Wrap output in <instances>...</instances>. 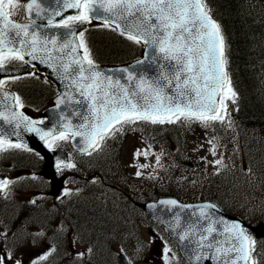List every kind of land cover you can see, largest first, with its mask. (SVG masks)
<instances>
[{
	"label": "snow or ice",
	"instance_id": "6c2138e0",
	"mask_svg": "<svg viewBox=\"0 0 264 264\" xmlns=\"http://www.w3.org/2000/svg\"><path fill=\"white\" fill-rule=\"evenodd\" d=\"M63 9H77L78 14L64 17L61 11H56L54 16L61 19L54 21L50 17L44 27L65 29L66 35L61 37L54 33L49 36L40 32V25L36 24L35 19L21 24L11 18L22 11L28 16L33 13L40 16L46 11L42 0H25L24 3H20V0H0V71L5 70L7 62L29 63L24 59L25 56L39 60L57 71L62 79H71L70 86L88 101L89 116L84 117L85 124L75 129L65 125L67 131H44L36 127L37 123L43 121L30 120L23 112L15 110L24 107L22 99L15 93L4 91L6 82L0 79V120L13 124L15 129L23 127L26 131L36 132L46 144L48 137L55 142L67 140L70 136H81L85 148L80 150L87 152L89 148L100 149L102 142L125 131V125L137 121L152 125L173 124L179 120L199 121L204 127H208L210 121L223 122L228 114L225 101L236 102L237 93L232 88L227 71L225 37L221 25L211 15L206 0H63ZM98 13L106 15L100 16ZM92 19H103L105 27L115 24L113 30L119 29L120 35L135 44L151 48L152 64H157L158 59L168 63H159L160 72L155 78H149L143 72L137 75L129 68L119 69V72L127 75L116 78L97 71L84 41L87 29L78 33V45L67 39L68 36H77L73 25ZM78 48L83 49L82 57L73 55ZM145 59H149L147 51ZM142 64L144 61H137V65ZM166 68L171 70L166 71ZM11 79L15 81L21 77ZM122 80L127 83H122ZM60 103L62 101L58 100L57 105ZM222 109L225 115L220 114ZM14 134L18 136L19 132ZM11 149L29 151L26 145L12 143L5 138V134L0 133V155ZM210 151L216 155L214 145ZM88 154L91 155L90 152ZM141 154L148 155L139 149L134 155ZM156 160L159 163V157ZM214 163L221 165L222 160L217 159ZM63 166L75 167L71 163ZM141 167L146 168L148 165ZM137 175H140L139 171ZM15 183L17 180L0 179V192L7 196L10 185ZM63 195H70V191L65 190ZM40 198L34 197L29 203L36 204ZM160 203L175 206L177 202L164 200ZM206 208H215V205H205L200 209V217L209 221L206 225L200 229H196L195 224L185 225L178 233L181 241L192 243L196 232H199L198 239L194 241L196 260L207 259L213 264H262L264 253L258 251L256 239L248 234L242 223L229 222L223 218L213 219L205 211ZM176 228H181L179 221ZM60 231L66 229L61 227ZM5 235L0 232V238ZM44 236L41 231L33 239ZM71 244H75V240ZM93 251L92 247L86 250L87 254ZM142 251L143 245H139L137 254H142ZM169 251L165 247L164 264H169ZM55 252L57 248L51 246L37 259H33L31 264L47 262ZM85 255V252L76 253L78 259ZM0 264L23 262L16 259L11 250H7L0 251ZM129 264L132 262L129 261Z\"/></svg>",
	"mask_w": 264,
	"mask_h": 264
},
{
	"label": "trees",
	"instance_id": "16d2710c",
	"mask_svg": "<svg viewBox=\"0 0 264 264\" xmlns=\"http://www.w3.org/2000/svg\"><path fill=\"white\" fill-rule=\"evenodd\" d=\"M206 3L211 9V15L221 25L226 42L227 71L232 88L237 93L235 103L231 100L225 101L228 105V114H222L225 115L223 122L210 121L209 126L204 127L199 121L179 120L173 124L156 125L137 121L135 124L125 125L126 130L119 134H132L138 140L146 139L157 147L160 145L168 148L162 158L159 156V163L165 166L170 178L173 177L175 180L178 178L177 181L180 183L178 189L186 186L187 195L174 193L180 200L196 201L203 197L220 205L243 202L247 209L257 210L261 207L256 204L255 199L262 200L264 206V0H206ZM85 42L92 59L102 65L121 64L129 59H135L139 53L138 44L110 27L89 28L85 33ZM122 48L129 51L128 57L120 53ZM187 135L191 140L200 143L196 146L192 143L188 145ZM110 139L112 146V142L115 141ZM213 145L216 155L219 154V159L225 163L224 167L228 163L225 161H232L235 170V173L227 174L231 171L230 165L223 168L222 173L220 169L216 170L223 181L226 180V176L230 178L222 184H218L216 180L218 178L215 179L207 166H201L196 161L200 149L212 155L210 149ZM105 146V143L101 144V148ZM111 146L110 150L117 151L116 144ZM185 160L192 162L194 167H188L184 163ZM245 163L250 165L251 173H240L241 166ZM108 164L104 162L103 166L107 169ZM180 165L181 168L184 167L182 171L178 170L181 169ZM208 173V180L214 182L213 186L202 187L203 178H206ZM114 181L116 182V179ZM128 188L129 186H126L124 191ZM218 188L223 189V194ZM158 193L157 191L154 196L150 193L146 196L148 199L152 196L155 198ZM98 201L97 198L93 199L94 207L101 205ZM21 206L25 210L26 219L23 224L27 228L33 225L36 228L41 227L44 234L50 233L52 218L50 211L44 212L26 204ZM226 209L237 212L232 206ZM84 211L78 208L70 214L75 221H69V224L73 226V223H76L78 228L83 230L86 228L85 219H89L92 230L99 228L101 231L102 227L96 217L100 212L96 214L93 208H90V217H87L84 216ZM85 212L87 215V211ZM239 214L247 217L246 214ZM263 218L264 216L261 219ZM90 236L96 234L92 233Z\"/></svg>",
	"mask_w": 264,
	"mask_h": 264
},
{
	"label": "water",
	"instance_id": "95a60500",
	"mask_svg": "<svg viewBox=\"0 0 264 264\" xmlns=\"http://www.w3.org/2000/svg\"><path fill=\"white\" fill-rule=\"evenodd\" d=\"M42 4L46 11L42 12L40 16H35L34 13L32 16H28L25 12L26 19H35L36 24L40 25V32L45 35L51 36L52 34H58L63 37L66 35L65 29H57V28H47L44 25L47 24V20L51 17L54 21H59L61 17L54 16L56 11H61L63 16L72 15L75 16L78 13L77 9H63V0H42ZM98 15L103 16L105 13H98ZM42 17V18H41ZM99 21H104L103 19H97ZM105 22V21H104ZM21 23V22H19ZM27 24V23H21ZM115 26V24H113ZM76 32H78L81 28L74 27ZM119 30V29H118ZM120 31V30H119ZM67 39L73 40L77 45L76 36H68ZM19 46V45H17ZM49 48L52 46L49 44ZM144 46V45H143ZM146 51L149 53V59H145ZM153 50L151 48H146L144 46L142 58L137 61H144V64L137 65V61L123 66V67H114V68H106V67H98L96 66V70L102 72L105 75H111L114 78L119 76H126L127 73H121L118 70L123 68H129L133 73L139 75L140 72H143L149 78H155L158 76L160 72L159 63H165L159 61L157 64H152L150 62V55ZM73 55H80L79 48L77 53ZM81 56V55H80ZM25 60L29 61L30 64L34 65L36 70L42 71L46 77L51 79L53 82L57 84V88L59 89L61 95L55 100L56 105L49 110L44 111V119L43 123H37L36 127L43 129L44 131H50L52 129H56L59 131H67L64 127L65 125H69V127L75 129L78 125L85 124L84 120L85 116H89L88 111V101L84 99L83 96L80 95L79 92L75 90L74 87H71V79H62L61 75L58 74L57 71H54L52 68L48 67L44 63H40L39 60H32L30 56H25ZM135 67H132L134 66ZM166 71H170V68H166ZM25 69H14L5 67L4 71H0V77L6 76H15L24 73ZM122 83H127L125 80L121 81ZM175 83V82H173ZM170 91V90H169ZM2 99V98H0ZM219 99V97H217ZM60 100L62 103L57 105V101ZM2 110V109H0ZM15 132H19V135H15ZM0 133L5 134L6 139L15 140L22 145H26L28 148L32 149L36 154L42 155L45 159V165L43 169V174L46 177L53 178L52 169L59 164L65 162V158L63 156L62 151H48L43 145L40 137L36 132L26 131L23 127L19 129H15L13 124H9L5 121L0 120ZM71 142L76 151L83 153L85 151H81L80 149L85 148V144L83 142V138L81 136H76L71 138ZM89 148L88 150H90ZM87 150V151H88ZM0 179L2 177L0 176ZM164 200H175L177 203L175 206L169 204H161L160 201ZM189 205L191 207L184 208L182 206ZM205 205H214L210 202L203 203H195V204H181L176 199L173 198H163L157 201L148 202L143 204L141 207L145 211V213L155 222L159 223L163 226L164 231L171 237L176 243L178 249L180 250L181 255L187 260L188 264H213L211 260L202 259L201 261L196 260L195 249L196 244L195 240L199 237V232H196V235L193 237V242L189 243L188 241H181L179 239L178 233L182 231L185 225L195 224L196 229H200L202 226L206 225L209 221L200 217V209ZM152 206V207H150ZM205 211L212 216L213 219L223 218L226 221H240L243 226L245 224L226 213L220 210L216 205L215 208H206ZM179 221L181 228H176V223ZM219 227V226H217ZM175 229V231H173ZM252 232L257 236H264L263 227H249ZM203 251H207L204 249ZM118 264H127L123 259L120 258Z\"/></svg>",
	"mask_w": 264,
	"mask_h": 264
},
{
	"label": "rangeland",
	"instance_id": "374dc122",
	"mask_svg": "<svg viewBox=\"0 0 264 264\" xmlns=\"http://www.w3.org/2000/svg\"><path fill=\"white\" fill-rule=\"evenodd\" d=\"M120 53L126 57L129 56V51L125 48H122ZM57 141L59 144H62L63 140H57ZM136 141H138V139L128 137L127 140L122 143V147H121L123 159L128 166L132 167L131 172L133 175L134 173H136L137 170L140 169L145 159V156L143 154L138 155V156L134 155L138 149L141 150V148H139L134 143ZM196 142L199 143L197 140ZM194 145H196V143ZM141 153H143L142 150H141ZM197 159H202V162L205 164V166L208 167L209 172H211V174L215 177V179L218 178L216 179L218 184H222L221 182H224L221 179L222 176L218 175L216 172V170L220 169L219 171L222 173L221 166L224 164L222 163L221 165H216L214 163L215 160L219 159V154L212 156L211 153L206 152V150L202 151V149H200ZM86 164L89 165L90 169H93V165H91L90 159L86 160ZM232 164L233 163H230V165ZM101 167H102V163L100 162V168ZM249 168H251L250 165L246 163L243 164L241 166L240 173H251L252 171H250ZM162 171L163 169L160 166H158L155 169L156 173H161ZM95 173H96L95 181L91 179V177L90 179L85 180V182L87 183L85 186V189H84L82 182L80 183L79 188L77 189L75 195L73 196L74 200L70 201V204H75L74 201L80 200L82 204H84L85 202L87 203L86 205L84 204V207L86 209H90L91 207L88 201L92 200L91 199L92 197L94 198V196L99 195L97 197V199L99 200V198L103 197L104 195H108V193L105 192L104 187L98 185L99 183L103 184V182L100 181L99 176L97 175L99 171H95ZM230 173H235L234 167L231 168V171L228 174ZM208 178H209V173L206 175V178H203L205 183L208 181ZM105 182L106 183L108 182L107 176L105 177ZM237 185H240V184H237ZM218 190L220 191V193L223 194L222 188H218ZM39 191L40 189L38 188V189H34L28 192H30L31 197H32V195H37ZM117 191L118 190L116 189H114V191H111L112 200L118 199V200H121L123 204L127 203L130 206H131V203L134 202L133 203L134 207H136L135 203L141 202L139 201L141 199L139 200L134 199L135 197H131L130 199L122 198L121 194L118 195L116 193ZM201 191H198V192H201ZM161 192H168L171 194L172 193L174 194L175 192H178L179 194H182V193L186 195L188 194L186 186L182 187V189H176V186H173L171 184L166 185L164 189L161 190ZM27 197H29V195ZM103 198H104V202L106 203L107 199L105 197ZM136 198H141V197L137 196ZM192 201H195V200H192ZM255 201H256V204L260 206L261 208L257 210H249L244 205H242L240 202H236L235 204H236L237 212H232V213L234 215H237L238 213L247 214L252 219L251 221H254L255 219H257L259 222H264V220L257 218V217H261L263 214V210H264L263 202L260 199H255ZM130 206L126 208L130 212L123 213L122 217L119 214L118 216L115 215L113 211L111 212L110 210L111 208L106 207L104 203H102L101 205H99V207H97L98 211L95 208L97 212L103 209L102 213L104 214V216H103V219L102 218L100 219L101 223L106 224V227L109 226L110 228L108 231H105V232L101 231V234L97 238L96 242H95V238L91 236L88 237V240L90 239L93 242L94 246L97 244L99 249L96 252L93 251L91 254H87L86 252L87 248L88 247L93 248L89 240L88 244L82 243L83 245H79L78 248H76L74 252L75 254H73L69 252L67 248V241L65 240V242L63 243V251L67 253L69 252V254L65 253L63 255L64 258H67L65 259L66 261H63V262L66 264H111V262L114 263L115 259L116 260L118 259V254H120L119 252H122L124 253V255L128 257V259L131 262H134V264H145V261H147V264H164V259H163L165 255L164 249L165 247L170 249V247H168L166 244H161L160 248L158 247V251L159 253L161 252L162 255L155 256L154 254L151 253V250L154 249L153 247V245L155 244L154 240L156 239V237H154V231H153L154 227H152L151 224L146 222L140 210L134 209V213H132L131 208L133 207H130ZM9 213L11 216L14 215L12 212H9ZM52 214L55 219V213L52 212ZM126 214L130 216V219L126 220ZM84 216L90 217V214L87 213L86 215V212L84 211ZM89 223H90L89 219L88 220L85 219V225ZM14 227L17 228L15 224H14ZM86 231L88 233L87 229L84 230V232ZM63 235L64 237H66L67 233L65 232ZM77 239L73 238V240H75L76 242H80L79 238ZM55 244L58 245L59 242L58 241L55 242V239L48 240V238L45 236L44 238L36 237L35 240L32 239L31 244L29 242L26 243V245L31 248V249H28V250H31V256H37V254L41 255L43 252L47 251L49 247L54 246ZM139 245H143V251H142V254L138 255L136 252V248ZM24 250L25 249H21L19 253L21 254ZM0 251L6 252L5 246L3 242H1V240H0ZM79 252H85L86 253L85 257L82 259H78L76 256V253H79ZM168 256H169V264H172V260H173V263H175V256H174L173 249L172 250L170 249ZM15 258L18 260H21L23 264H31L30 257H28V254H23L20 257V259L18 258V255H15ZM49 260H53V261L55 260L54 262H56V264L62 262V259L57 254H54V253L49 258Z\"/></svg>",
	"mask_w": 264,
	"mask_h": 264
},
{
	"label": "flooded vegetation",
	"instance_id": "af4514ba",
	"mask_svg": "<svg viewBox=\"0 0 264 264\" xmlns=\"http://www.w3.org/2000/svg\"><path fill=\"white\" fill-rule=\"evenodd\" d=\"M6 65L19 67L26 66L24 61H11ZM19 80L2 79L5 83V90L20 96L24 107L21 108L31 119L40 118V108L43 106H51L52 100L57 95V91L53 84L44 79L43 76L36 71L20 76Z\"/></svg>",
	"mask_w": 264,
	"mask_h": 264
},
{
	"label": "bare ground",
	"instance_id": "6f19581e",
	"mask_svg": "<svg viewBox=\"0 0 264 264\" xmlns=\"http://www.w3.org/2000/svg\"><path fill=\"white\" fill-rule=\"evenodd\" d=\"M8 208H9L10 210H12V211H17V210H18V208L15 207V206H9Z\"/></svg>",
	"mask_w": 264,
	"mask_h": 264
}]
</instances>
